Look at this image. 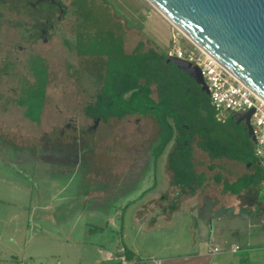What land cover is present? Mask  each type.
<instances>
[{
  "label": "rangeland",
  "instance_id": "1",
  "mask_svg": "<svg viewBox=\"0 0 264 264\" xmlns=\"http://www.w3.org/2000/svg\"><path fill=\"white\" fill-rule=\"evenodd\" d=\"M63 1L68 6L69 13L63 21L59 20L60 22H57V29L52 31L50 35L51 38L45 43L46 45L43 44L44 42L40 38L35 46H30L22 42L18 35V30L17 33V31L15 32V30L12 29H2L3 32L0 36V136H11L13 138L12 140H16L17 143L18 140L15 139L16 136H50L52 143H55L58 139H62L66 144L67 136H79L78 134H74L73 128H75V132L78 133L80 130H85V128L90 125L81 115L82 108L77 107L82 106L81 101H79L81 104L77 103L75 105L76 107L73 109L65 107L69 105L68 94H71L67 91L72 87L71 82L69 83L64 76L65 66L70 61V54L65 49V46L70 48V51H77L75 53H86L92 56L107 53L109 51L112 52V50L119 51L120 47H122V40L126 37V28L130 27L132 24L121 6V2L124 3L127 2V0H101V3L100 0ZM150 8L152 11L154 10V12H158L159 14V11L152 5H150ZM29 10L30 11L26 13V17L44 12H53L55 9L49 4L41 3L38 11ZM139 10L140 9H138V11ZM75 11L79 14H76ZM121 16H123L122 18H124V20L120 19ZM158 23H160L159 19L150 18L146 21L147 25L154 31L159 32V35L162 36L163 29L158 27ZM27 28L26 37H28L29 30H31L29 24ZM77 29H80L88 36L87 44H73V37L75 36L74 31ZM138 38L133 35L131 44H135L139 40ZM17 46L23 49L20 50ZM193 48L194 47H192V49ZM37 54L43 57L45 56L49 60L50 70L56 81V83H54L56 84L55 89H52L49 93V100L53 105L51 108L49 107V113L51 111L53 116L47 119L48 122H44L43 126L39 128L34 125L25 124L22 120L23 110L16 108L14 104L34 100L36 105L32 106L31 112L37 113L38 111L36 106L38 105L40 96L39 92L47 87L48 82L46 78L47 67L45 63L42 62V59L37 57ZM8 55L10 56L8 57ZM91 72L93 71L89 68L88 74ZM83 77L84 76H82V79ZM226 116L230 117L227 114ZM50 120H52L53 123L49 122ZM135 123L136 121L133 119L129 125L122 127V131L117 133V137L108 136L107 140H104L105 136L104 133L100 131V128H98L96 132H92V135L87 136L88 141H91L93 145H91L92 151L87 153L88 159L84 167L87 166V168H91L94 172L91 174L93 180L99 178L98 176H103L98 173L96 174V172L104 170L103 168L106 165L102 158L110 149H115L117 152L127 151L129 157L124 158L122 163L124 164L123 167H125V169L122 170L125 172L127 169L126 166L133 161V150L136 148L134 146L137 145V143L143 142L138 140H145L150 134L154 139L156 136V129L152 127L150 119H144L139 122L137 126L134 125ZM134 143L135 145H133ZM150 143L151 142H149V144L144 143L140 145L139 151H135V155H137L139 159L138 166L140 168L143 167L144 171L140 169L137 172H129L128 170V173H124L125 177H123L125 180H122V185L118 184L115 186L118 182L116 183L115 179L110 178L107 174V177L104 175L102 178L104 179L102 182H95L90 185L86 184L84 185V190L77 191L78 193L74 189H69V191L64 193L60 192L61 194L58 196L56 204H58V207H61L59 211H57L60 212L61 219L58 222H46L42 217L38 218L35 224L36 229H38L35 231L37 236L47 239L50 244L49 246L46 244H36L35 247H30V243L21 245V247L26 245L23 249H26L27 246L29 250L37 248V250L33 251L34 255L36 254L34 260H30L26 263L57 264L60 262V264H102L104 255L99 254V250L104 249L106 253L107 247H118L121 245V241L130 249L137 252L140 258L144 259L143 261H136V264H160L158 261L166 259L178 261L181 256L191 254L193 252L191 241L195 239L196 236L191 228V226H193L191 218L183 217L187 214L183 212L177 213L169 221H165L164 218H161V220L159 219V221H157V225L150 227L151 222L149 223L145 219L146 215L151 217L150 220L155 218V216L151 214V211H149V213L140 214V220H136L135 215L136 211L143 209L144 203L150 200L145 199L144 203L140 202V205L138 204V206L129 209L128 212L125 213L124 218L122 217L123 214L121 211L125 208L126 203L130 201H127V199L131 196L130 193L126 194L128 188H126L125 184L127 185L128 182L133 181L134 184H132V187L141 185L143 186L142 189H144V187L152 186L155 183L153 180L154 176L151 173L152 168L156 169L155 161H152L155 146L151 147ZM19 144L26 145L22 141H19ZM147 147H149V150H146ZM36 153L37 155L39 154L41 158L47 154H52L51 157L55 155V152H51L44 147L37 148ZM146 154H149L150 158H148V161L150 162L144 167L145 164L142 166L140 162L142 160H146L147 162ZM165 161L166 157H161L158 161V172L156 173V177L159 178V185L157 192L164 190L161 178L163 175V166L165 167L166 163ZM43 166V162L36 159L30 160V157H26L25 151H20L18 153L11 152L9 149L6 151L0 150V176L24 188L18 190V187H12L13 183L0 186V193H2L0 196V214L5 220V223L0 224V233L4 232V228L6 231L7 226H12L13 228V225L16 223H14V221L9 225L7 222L9 216L15 213L20 214L21 212L20 209L22 206L20 203L15 202L18 200L12 198L15 194L18 192L21 193L22 196H20V201L18 202L24 204L23 208L29 210L27 212L28 214H36L38 216V214L41 213L38 208L39 205L47 202L51 197L49 189L52 187L55 190L64 181V178L60 176V174H46L45 172L39 171V168ZM14 167H19L25 172H22V174L20 172L17 173ZM33 167L38 168V170L32 172ZM121 175L122 173L120 172V176ZM146 175H148V178L143 179V181L141 178ZM16 177L17 179L14 180ZM130 179L132 180L130 181ZM37 187L42 189L41 194L36 193ZM45 188H47V190ZM96 189L109 192L105 197L102 194H98L99 196L92 198L90 202L84 205L86 211L88 210L92 213V216H96L95 220L97 221L87 226L85 238L82 239L78 236L81 232L79 229L75 233L66 229V226H68V223H71L74 216L64 211L62 212V210L67 208V204H70L71 200L65 203L61 201L67 196H77L79 194L80 197H82L85 193ZM53 192L54 191H52V193ZM140 192L141 190L139 189L138 193L140 194ZM73 201L76 204L75 211L80 208L82 209L80 206L81 198L75 197ZM39 202H41V204H39ZM157 202L159 203V199L156 200V203ZM21 216L24 218L23 215ZM26 216L28 215L26 214ZM102 218H105L107 222H98V220ZM109 218H111V220ZM32 224L33 223H30L29 225L32 226ZM37 225L42 226L43 229H40ZM79 226L81 227L82 224H79ZM51 234L52 237H49ZM47 235L48 237H46ZM56 237L60 241L68 239L70 243L76 242L77 244L75 246L56 245L57 239H54ZM37 245H39V248ZM118 249L117 255L124 253L122 248L119 247ZM256 255L257 259H259V264H264V249L257 251ZM19 260H22V258L20 257Z\"/></svg>",
  "mask_w": 264,
  "mask_h": 264
},
{
  "label": "crops",
  "instance_id": "2",
  "mask_svg": "<svg viewBox=\"0 0 264 264\" xmlns=\"http://www.w3.org/2000/svg\"><path fill=\"white\" fill-rule=\"evenodd\" d=\"M150 5L151 4L147 0H127V2H121L123 11H125L126 16L132 23L130 27L126 28V37L122 40L121 48L123 54L126 56L133 55L140 44H143V52L155 50L158 53L167 54L168 50L171 48L173 41L172 36L173 32H175V28L172 23L168 21L160 12L158 14V12L156 13L154 10L152 11ZM138 9L140 10L138 11ZM68 13L69 9L67 11V14ZM75 13L79 14L77 11H75ZM122 17L123 16H121L120 19L124 20ZM150 18L160 20L158 27L163 29L162 36L159 35V32L154 31L146 24V21ZM75 31L73 44H87L88 36H86V34L80 29ZM133 35L137 36V38L139 37V40L135 44H131ZM50 38L51 37H49V39ZM183 41H185L184 38H182V42ZM65 49L70 54V61L65 66L64 76L69 83L71 82L72 86L70 90L67 91L71 94H68L69 105H66L65 107L73 109L76 107L75 105L81 101L82 106L77 107L82 108V117L88 122V124L91 125L93 124L94 118L88 117L86 110L91 106L96 107V104L100 100V96H102L104 91L109 88L108 79L110 77V61L115 57L117 58V56H110L106 53L92 56L87 55L86 53H75L77 51H70V48L66 46ZM37 57H40L42 62H44L47 67L46 78L48 82L47 87L44 89V103L38 121H32L27 118L26 106H21L20 103H13L16 105V108L23 110L22 120L25 124L34 125L39 128L43 126L44 122H48L47 119L53 116L51 111L49 113V107L51 108L53 106L49 100V93L52 89H55L56 84L54 83H56V81L54 80L53 73L50 70L49 60L45 56L43 57L38 54ZM89 68L93 72L88 74ZM82 76H84L83 79ZM155 96L156 95H154V98ZM81 102L79 104H81ZM229 118L230 117H227V120ZM133 119L136 121L134 124L135 126H137V124L144 119H150V123L152 124V127L156 129L155 132L157 133V127L154 120L151 117H141L139 115L127 116L124 119L111 118L108 122L99 119L97 129H101L99 130L104 133V140H107L108 136L117 137V133L122 131V127L129 125ZM226 121L224 123H226ZM49 122L53 123L52 120ZM160 137L161 136H155L153 139L150 134L147 139L138 140L143 142L137 143V145L134 143L133 145H135L134 147L136 148L133 150V161L126 166L127 169L125 172L122 170L125 169V167H123L124 164L122 163L124 158L129 157L127 155V151L117 152L115 149H110L102 158L104 159L103 161L106 165L103 168L104 170L96 172V174L98 173L103 176H98L99 178L93 180L91 174L94 172L91 168H87V166H85L86 168L84 167L86 162H82L83 159L73 167H58L51 161L52 154H47L42 158L39 157V154L37 155V148L42 147L54 152V145L50 140V136H16L15 139L18 140V143L16 140H12L13 138L11 136H0V150L6 151L9 149L11 152L18 153L20 151H25L26 157H30V160L36 159L44 163V166L39 168V171L45 172L46 174H60V176L64 178L62 184L55 190L54 188L49 187L51 197L43 204L39 202L41 205H39L38 208L41 213H39L38 216L36 214H28L27 212L29 210L27 208H23L24 204L18 202L20 201V196H22L20 192L12 197L15 198V200H18L15 202L20 203L22 208L20 209V214L15 213L10 215L8 221L6 220L9 225L15 221L14 223L16 224L13 225V228L12 226H7L5 231V228L3 227L4 232L0 233V264H10V262L11 264H28L26 262L34 260V256L36 254L34 255L33 251L37 250V248L29 250L27 246L26 249H23L26 245L22 247L21 245L25 243H30V247H35L36 244H46L49 246L50 243L47 239L43 237L39 238L37 236L35 231L38 229H36L35 224L37 223V219L42 217L46 222H58L61 219L59 214L60 212H57L61 207H58V204H56L58 196L61 194L60 192L64 193L69 191V189H74L76 192L83 191L85 188L84 185H90L95 182L100 183L104 180L102 179L104 175L107 177V174L110 178L115 179L116 183L118 182L115 186L118 184L122 185V180L125 177L124 173L128 170L129 172H137L140 169L141 171H144L143 167L140 168L138 166L139 159L138 156L135 155V151H139V146L144 143H153L156 139L159 141ZM211 137H214L215 141L218 139L216 136ZM225 139L226 148H228L230 141L229 136H226ZM206 140L211 141L210 146L214 144L211 139L204 140L202 136H195L192 144L193 169L202 180V185L196 189L195 193L192 194V192H189L187 187H184L183 185L175 184L174 175L170 167V158L175 152L176 143L172 141L166 146L162 155L157 160V163H155L156 169H151V173L154 176V185L148 187L146 186L142 189L143 186H138L137 184V187H132V184H134L133 181L128 182L127 185L125 184L126 188H128V192L126 194L130 193L131 196L128 197L127 201H130L126 203L125 208L121 211L123 214L122 217L124 218L125 213L128 212L129 209L138 206V204L140 205V202L144 203L145 199H150L148 202L144 203V208L139 211L137 210L135 214L136 220H140V214L149 213V211H151V214H153L155 218L150 220L151 217L146 215L145 219L147 222H151L150 227L157 225V221H159V219L161 220V218H164L165 221H169L175 214L180 212L188 215H184V218H191L193 222V226H191V228L196 236L195 239H192L191 241L193 252L191 254L181 256L178 259L179 262L173 261L172 259H166L158 261L160 264H259L256 252L264 249V163L255 158L254 151L253 158L247 155V152H242L239 160L230 159L227 154L220 156L219 150H217L216 146H211L210 150L204 147L203 143L206 142ZM249 140L251 141L250 138ZM19 141L24 142L26 145L19 144ZM151 143L150 146L154 147L155 144ZM252 144L254 150V142H252ZM208 145L209 144L205 146L208 147ZM146 150H149V147H147ZM146 157L147 162L146 160H142L140 162L142 166L145 164L144 167L150 162L148 161V158H150L149 154H146ZM161 157H166L165 167L163 166L162 170L163 175L161 174V183L164 185V190L157 192L159 178L156 177V173L158 172V161ZM152 161H154L153 158ZM14 168L17 173L20 172L22 174V172H25L19 167ZM34 168L35 167H33L32 172H36L38 170V168H35V170ZM120 172L122 173L121 176ZM146 178H148V175L142 177L141 179L143 180ZM16 179L17 177L14 178V180ZM131 180L132 179H130V181ZM6 184H12V187L16 186L18 187V190L24 189L21 188L19 184L0 176V186ZM45 189L47 190V188ZM139 189L141 190L140 194L138 193ZM52 191L55 193H52ZM41 192L42 189L37 187L36 193L41 194ZM108 192L109 191L106 190L99 191L96 189L85 193L82 197H80L79 194L77 196L64 197L61 201L62 203H65L68 200H71V203L67 204V208L62 210V212L64 211L67 214H72L74 216L71 223H68V226H66V229L72 233H75L79 229L81 232L78 236L84 239L88 228L87 226L97 221L95 220L96 216H92L90 211H86L84 205H86L87 202H90L92 198L99 196L98 194H102L104 197L107 196ZM1 194L2 193H0V196ZM75 197L81 198L80 206L82 209L80 208L77 211L74 210L76 209V204L73 201ZM158 199L159 203H156V200ZM26 214L28 216H26ZM21 215H23L24 218H22ZM122 217L121 219L123 220ZM109 219L111 220V218ZM99 221L107 222L105 218H102L101 220L99 219L98 222ZM3 223H5V220L0 214V224ZM30 223H33L32 226L29 225ZM79 224H82V226L80 227ZM37 227L43 229L42 226L37 225ZM46 237H48V235ZM49 237H52V234L49 235ZM54 239L56 240L57 237ZM57 241L56 245L61 246H75L77 244L76 242L70 243L68 239H64V241L57 239ZM121 242V245L118 247H107L106 253L104 252V249L99 250V254L104 255L102 263L108 262L110 255L120 256L117 255L119 247L122 248L125 256L126 250L133 254L131 262L144 260L140 258V255L137 252L124 244L123 241ZM37 246L39 248V245ZM236 247H239V249H236ZM20 257L22 260H19ZM57 264H60V262Z\"/></svg>",
  "mask_w": 264,
  "mask_h": 264
},
{
  "label": "trees",
  "instance_id": "3",
  "mask_svg": "<svg viewBox=\"0 0 264 264\" xmlns=\"http://www.w3.org/2000/svg\"><path fill=\"white\" fill-rule=\"evenodd\" d=\"M142 48L143 44H140L130 56L124 55L121 47L119 51L106 53L117 56L111 59L109 65V88L100 96L96 107L91 106L86 110L88 117L105 122L111 118L124 119L134 115L151 117L157 127L156 136H161L155 145L153 160L157 163L166 146L174 141L176 147L170 158V167L175 184L187 187L192 194L202 185L192 163L195 136H202L204 140L211 139L214 143L211 146L217 147L220 156L227 154L230 159L239 160L242 152H247L253 158V144L246 130L230 118L224 124L218 122L210 96L200 86L172 62H168L167 54L155 50L143 52ZM44 93V89L39 92L37 113L31 112L32 106L36 105L34 100L20 103L27 107L26 116L32 121L39 119ZM211 136L218 139L215 141ZM226 136L230 139L228 148ZM210 143L206 140L203 145L210 150ZM207 144L208 147L205 146ZM126 257L131 261L133 254L126 250ZM102 264L120 262L108 261Z\"/></svg>",
  "mask_w": 264,
  "mask_h": 264
},
{
  "label": "water",
  "instance_id": "4",
  "mask_svg": "<svg viewBox=\"0 0 264 264\" xmlns=\"http://www.w3.org/2000/svg\"><path fill=\"white\" fill-rule=\"evenodd\" d=\"M189 40L264 101V0H147ZM209 95L201 70L168 58ZM254 110L232 114L252 142ZM99 121L97 120L95 125Z\"/></svg>",
  "mask_w": 264,
  "mask_h": 264
},
{
  "label": "built area",
  "instance_id": "5",
  "mask_svg": "<svg viewBox=\"0 0 264 264\" xmlns=\"http://www.w3.org/2000/svg\"><path fill=\"white\" fill-rule=\"evenodd\" d=\"M174 28L173 41L167 57L185 60L200 68L208 88L211 106L219 122L224 123L227 120L226 114H243L254 110L250 119L255 137L254 156L264 163V101L180 30ZM183 37L185 42H182ZM108 260L118 261L120 264L137 263L129 261L125 254L110 255Z\"/></svg>",
  "mask_w": 264,
  "mask_h": 264
},
{
  "label": "flooded vegetation",
  "instance_id": "6",
  "mask_svg": "<svg viewBox=\"0 0 264 264\" xmlns=\"http://www.w3.org/2000/svg\"><path fill=\"white\" fill-rule=\"evenodd\" d=\"M41 3L49 4L53 6L55 10L53 12H44L26 17V13L30 11L29 9L32 11H38ZM67 7L68 6L63 0H0V36L3 32L2 29H12L15 30V32L17 30L19 31V33L18 31L17 33L25 44L35 46L40 38L46 43L49 40L52 31L57 29V22L59 20L63 21L67 16ZM28 24L30 25L31 30H29V35L26 37L25 34L28 29ZM17 47L20 50L23 49L20 46ZM9 56L10 55H8V57ZM97 120L99 121V119H93L92 125H88L85 130H80L78 133L75 132L76 130L73 128L74 134H78L79 136H67L66 144L62 139H58L53 143L55 156L51 157V161L58 167H73L82 159V162H86L88 159L87 153L92 151L91 145H93L91 141H88L87 136L92 135V132H96L99 123L98 122L97 125H95ZM237 126L243 128L242 125ZM156 142L158 143L157 139L153 141L155 145Z\"/></svg>",
  "mask_w": 264,
  "mask_h": 264
},
{
  "label": "bare ground",
  "instance_id": "7",
  "mask_svg": "<svg viewBox=\"0 0 264 264\" xmlns=\"http://www.w3.org/2000/svg\"><path fill=\"white\" fill-rule=\"evenodd\" d=\"M160 12V11H159ZM161 13V12H160ZM162 14V13H161ZM163 15V14H162ZM164 16V15H163ZM165 17V16H164ZM166 18V17H165ZM168 20V18H166ZM169 21V20H168Z\"/></svg>",
  "mask_w": 264,
  "mask_h": 264
}]
</instances>
